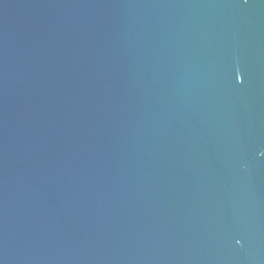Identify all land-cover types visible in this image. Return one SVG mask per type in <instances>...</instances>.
<instances>
[{"label": "water", "instance_id": "95a60500", "mask_svg": "<svg viewBox=\"0 0 264 264\" xmlns=\"http://www.w3.org/2000/svg\"><path fill=\"white\" fill-rule=\"evenodd\" d=\"M0 264H264V0H0Z\"/></svg>", "mask_w": 264, "mask_h": 264}]
</instances>
